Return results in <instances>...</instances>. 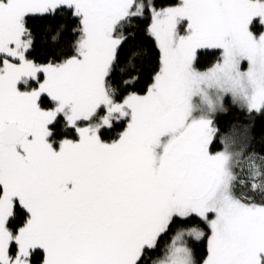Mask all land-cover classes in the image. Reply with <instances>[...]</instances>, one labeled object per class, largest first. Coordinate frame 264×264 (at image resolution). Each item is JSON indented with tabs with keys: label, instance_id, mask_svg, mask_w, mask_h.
<instances>
[{
	"label": "snow or ice",
	"instance_id": "snow-or-ice-1",
	"mask_svg": "<svg viewBox=\"0 0 264 264\" xmlns=\"http://www.w3.org/2000/svg\"><path fill=\"white\" fill-rule=\"evenodd\" d=\"M262 121L264 0H0V264H264Z\"/></svg>",
	"mask_w": 264,
	"mask_h": 264
},
{
	"label": "trees",
	"instance_id": "trees-1",
	"mask_svg": "<svg viewBox=\"0 0 264 264\" xmlns=\"http://www.w3.org/2000/svg\"><path fill=\"white\" fill-rule=\"evenodd\" d=\"M235 115V113L229 115V116H226V117H222V122L226 125L228 123H231L233 121V116ZM262 126H264V121L262 122H258L257 123V128H256V132H257V135H259L260 131H261V128Z\"/></svg>",
	"mask_w": 264,
	"mask_h": 264
}]
</instances>
